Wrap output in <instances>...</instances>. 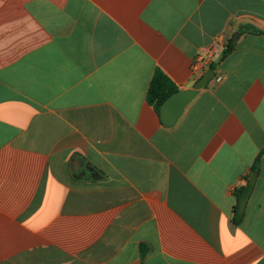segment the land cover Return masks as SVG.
Segmentation results:
<instances>
[{"label": "crops", "instance_id": "0c3cea01", "mask_svg": "<svg viewBox=\"0 0 264 264\" xmlns=\"http://www.w3.org/2000/svg\"><path fill=\"white\" fill-rule=\"evenodd\" d=\"M0 264H264V0H0Z\"/></svg>", "mask_w": 264, "mask_h": 264}, {"label": "water", "instance_id": "95a60500", "mask_svg": "<svg viewBox=\"0 0 264 264\" xmlns=\"http://www.w3.org/2000/svg\"><path fill=\"white\" fill-rule=\"evenodd\" d=\"M239 34L235 35L234 42L238 41ZM213 69H209L191 89L181 90L169 97L161 107L160 118L167 127L174 126L182 116L186 107L197 97L199 92L214 77Z\"/></svg>", "mask_w": 264, "mask_h": 264}, {"label": "trees", "instance_id": "16d2710c", "mask_svg": "<svg viewBox=\"0 0 264 264\" xmlns=\"http://www.w3.org/2000/svg\"><path fill=\"white\" fill-rule=\"evenodd\" d=\"M234 47L235 44L233 42H230L223 51L221 59L227 57L233 51ZM177 92H179V89L170 81V79L166 75H164V73L158 70L156 71L151 82L147 100L148 103L152 105L156 112L160 115L161 107L164 102ZM243 218L244 215H241L238 212V208H236V216L233 219L234 223L236 225H240L243 221Z\"/></svg>", "mask_w": 264, "mask_h": 264}, {"label": "built area", "instance_id": "2783aa9c", "mask_svg": "<svg viewBox=\"0 0 264 264\" xmlns=\"http://www.w3.org/2000/svg\"><path fill=\"white\" fill-rule=\"evenodd\" d=\"M215 55L216 49L211 47L195 59L192 64V74L197 76V80H199L209 69H211L215 60ZM216 81L219 83L222 81V78H218Z\"/></svg>", "mask_w": 264, "mask_h": 264}]
</instances>
